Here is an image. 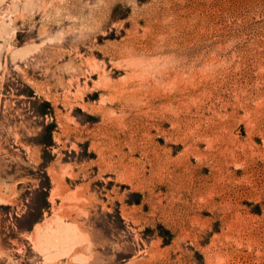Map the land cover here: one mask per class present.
I'll return each instance as SVG.
<instances>
[{"label":"rangeland","instance_id":"rangeland-1","mask_svg":"<svg viewBox=\"0 0 264 264\" xmlns=\"http://www.w3.org/2000/svg\"><path fill=\"white\" fill-rule=\"evenodd\" d=\"M0 264H264V0H0Z\"/></svg>","mask_w":264,"mask_h":264},{"label":"bare ground","instance_id":"bare-ground-1","mask_svg":"<svg viewBox=\"0 0 264 264\" xmlns=\"http://www.w3.org/2000/svg\"><path fill=\"white\" fill-rule=\"evenodd\" d=\"M59 227V226H58ZM57 228V227H56ZM75 229L77 232H79V226L77 224H75Z\"/></svg>","mask_w":264,"mask_h":264}]
</instances>
